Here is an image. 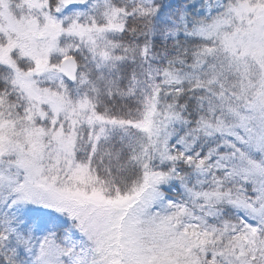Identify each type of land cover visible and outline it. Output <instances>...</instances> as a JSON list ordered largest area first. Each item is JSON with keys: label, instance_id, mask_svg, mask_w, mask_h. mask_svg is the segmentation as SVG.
<instances>
[{"label": "snow or ice", "instance_id": "obj_1", "mask_svg": "<svg viewBox=\"0 0 264 264\" xmlns=\"http://www.w3.org/2000/svg\"><path fill=\"white\" fill-rule=\"evenodd\" d=\"M0 264H264V0H0Z\"/></svg>", "mask_w": 264, "mask_h": 264}]
</instances>
